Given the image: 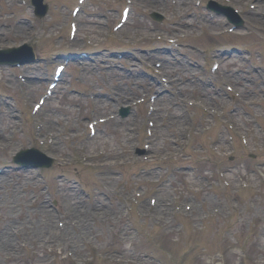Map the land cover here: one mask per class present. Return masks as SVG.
I'll list each match as a JSON object with an SVG mask.
<instances>
[{
	"label": "rangeland",
	"instance_id": "rangeland-1",
	"mask_svg": "<svg viewBox=\"0 0 264 264\" xmlns=\"http://www.w3.org/2000/svg\"><path fill=\"white\" fill-rule=\"evenodd\" d=\"M24 1L0 0V48L32 39L37 54L44 58L21 68L0 67V170L6 171L0 177V264H264V179L260 183V177L252 173L257 164L264 163L263 134L254 121L260 118L264 127V4L252 9L256 0H218L243 14L255 11L248 16L261 29L231 33L235 38L224 39L220 34L198 35L200 30L206 33L229 26L224 18L210 16L205 8L208 0H200L201 4L198 0H131V17L117 31L113 25L128 0H88L76 17L79 29L70 38L71 9L77 0H47L50 13L41 20L33 17ZM153 11L166 19H152ZM157 35L179 37L180 46L168 45ZM225 40L234 46L228 43L229 50H213ZM81 52L86 54L82 60ZM259 53L263 59L257 62L255 54ZM210 55L223 61L228 82L242 93L237 104L219 84L221 89H205L208 103L189 105L202 82L190 79L200 74L210 77ZM65 58L71 63L59 86L42 109L33 112L55 63ZM155 61L161 62L165 76L187 78L188 83L183 87L186 93L177 98L159 97V114L148 115L147 102L134 103L146 92H154L149 87L162 76L149 67ZM199 63L207 66L206 72ZM19 73L25 81L18 78ZM250 78L256 81L248 84ZM93 96L95 100H90ZM127 105L133 106L128 117L117 116L102 125L97 135H89V121L117 114ZM205 106L209 112L203 116ZM167 110L175 125L183 128L186 124V132L192 130L191 148L185 153L203 155L199 152L205 150L196 162L165 151L177 150L183 143L179 129L161 124ZM52 114L55 117L49 119ZM149 119L156 125L151 140L146 131ZM67 120L78 124L68 126ZM210 124V132L198 135ZM220 134L222 144L216 143L217 150L213 144ZM242 135L247 143L242 144ZM231 136L236 143L227 147ZM50 138L56 144L48 145ZM145 143L150 149L137 156L135 151ZM30 146L53 156V167L18 170L12 158ZM159 146L162 153H158ZM157 158L161 162L155 163ZM108 162L113 174L103 170ZM169 164L175 167L166 173L163 170ZM184 164L188 166L183 168ZM226 166L228 185L217 171ZM249 170L253 171L246 173ZM103 173L105 181L100 180ZM249 178L253 181L245 186ZM156 179L162 184L158 186ZM107 186L130 193L145 191L143 197L131 200L115 197ZM73 194L79 199L76 206L81 208L83 222L78 251L68 244L65 252L64 245L55 244L52 251L34 255L31 246H19L21 238L27 241L33 235V229L38 239L73 216V212L65 213L76 207ZM167 200H173L174 209L164 212L161 203ZM48 213L55 216L53 226L48 224ZM24 229L28 231L25 236Z\"/></svg>",
	"mask_w": 264,
	"mask_h": 264
},
{
	"label": "bare ground",
	"instance_id": "bare-ground-1",
	"mask_svg": "<svg viewBox=\"0 0 264 264\" xmlns=\"http://www.w3.org/2000/svg\"><path fill=\"white\" fill-rule=\"evenodd\" d=\"M182 2H183V0H180V3H182ZM9 35H11V36H17V33H11ZM104 102H107L106 103L107 105L110 104V101L109 100H105ZM54 117H55L54 114L49 115V119H53ZM5 173H6V171L0 173V177H1L2 174H5ZM102 179H104V178H102ZM72 197L74 199V200L72 199V203H74V206H76V204L79 205V199L77 198V196L75 194H73ZM107 209H109V207H107ZM72 212L74 213V215L71 216V217H69V219L68 218L65 219L66 222L64 221L63 228L60 229L58 227V225H57L55 228L49 229V232L41 235L38 239H36L37 236L33 232V230H34L32 228V227H34L33 224L32 225H29L28 224L27 227L33 229L32 230V234L33 235L32 236H29L28 235L27 236V238H28L27 241H25V240H23V238H21V241H19V243H18L19 246H21V247L22 246H25L27 248L29 246H31V248H33V254L34 255L36 253H38L39 255H44V254L48 253L49 251H52V247L55 244L64 245L65 252H68V250H69L68 249V244L69 245H72L73 246V249L75 251H78L80 249V247H81V244H79V242H81V241H78V239L80 237H82L81 229H82V223H83L82 222V219H81V208L79 206H76L74 208V211L70 210V211H66L65 213H72ZM48 214H49V220H47L48 221V224L50 226L55 225V223H56L55 216L53 214H51V213H48ZM106 217H108V214L106 215ZM19 229H20V227H19ZM70 231H72L73 234H70ZM43 232H45L44 229H43ZM23 233H24L23 235L25 236V235H27L28 231H26L24 229ZM18 234H19V232H18ZM0 235H1V233H0ZM109 249H111V248H109ZM130 262L131 263L132 262H136V260H133L132 259V260H130Z\"/></svg>",
	"mask_w": 264,
	"mask_h": 264
}]
</instances>
